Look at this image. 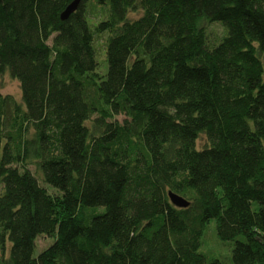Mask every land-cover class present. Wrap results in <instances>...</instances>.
<instances>
[{"label":"trees","instance_id":"trees-1","mask_svg":"<svg viewBox=\"0 0 264 264\" xmlns=\"http://www.w3.org/2000/svg\"><path fill=\"white\" fill-rule=\"evenodd\" d=\"M73 1L0 0V264H264V0Z\"/></svg>","mask_w":264,"mask_h":264},{"label":"rangeland","instance_id":"rangeland-1","mask_svg":"<svg viewBox=\"0 0 264 264\" xmlns=\"http://www.w3.org/2000/svg\"><path fill=\"white\" fill-rule=\"evenodd\" d=\"M87 17L92 25L97 24L99 21L105 19L106 9L95 5L92 2L87 3ZM140 16V13H130L128 18L130 20H135ZM205 30L207 37V43L209 46L213 47L217 45L225 35L224 27L218 23H209L203 21L201 23ZM106 34L102 36L95 37V49L97 52L98 60L101 63V69L105 72L107 70V64L104 62L105 56V39ZM0 93L3 95H12L18 101H21V89L20 84L17 80L12 79L8 73L0 77ZM127 117L125 115H117L115 117L119 122H123ZM89 125V123H88ZM207 146V140L202 135L197 141V147L199 149ZM30 169L39 179L40 185L47 189L50 194H58V192L45 184L41 174L36 171L34 166ZM3 185L0 183V193L2 192ZM54 242V238L47 235H39L36 238L34 255L37 256L41 251L48 248ZM234 242L231 241H221L216 233L215 221L211 220L206 226L204 234L202 237V245L200 252L206 257L208 261H217L218 264H233L232 261V248Z\"/></svg>","mask_w":264,"mask_h":264},{"label":"water","instance_id":"water-1","mask_svg":"<svg viewBox=\"0 0 264 264\" xmlns=\"http://www.w3.org/2000/svg\"><path fill=\"white\" fill-rule=\"evenodd\" d=\"M80 2H81V0H74L73 2H71L67 6L65 11L62 13V15H61L62 20H66L72 13H74L77 10ZM168 197L170 199L171 204H173L177 208H186L190 204V202L188 200H186L182 196H180V195H178L172 191H170L168 193Z\"/></svg>","mask_w":264,"mask_h":264}]
</instances>
